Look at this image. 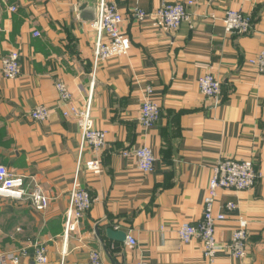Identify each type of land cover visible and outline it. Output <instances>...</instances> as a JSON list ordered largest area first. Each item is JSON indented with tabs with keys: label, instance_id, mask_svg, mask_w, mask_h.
Segmentation results:
<instances>
[{
	"label": "crops",
	"instance_id": "0c3cea01",
	"mask_svg": "<svg viewBox=\"0 0 264 264\" xmlns=\"http://www.w3.org/2000/svg\"><path fill=\"white\" fill-rule=\"evenodd\" d=\"M183 1L107 0L126 15L121 30L130 49L100 63L92 86L95 33L84 17L98 0H0V63L16 50L21 66L13 79L3 77L0 66V164L32 177L49 197L42 211L27 200L0 197V253L28 247L19 264H89L91 251L102 264H205L198 240L182 243L176 230L201 219L213 166L232 158L251 159L258 178L253 188L218 190L214 210L226 219L215 226L222 248L213 264H264V75L247 64L264 45V0H194L190 21L173 33L128 17L136 7L151 11ZM83 5L86 13L79 14ZM227 9L251 15L253 30L226 32ZM204 74L220 82L217 101L199 91L197 79ZM60 80L73 105L90 100L94 126L106 132L103 151L82 150L79 181L93 203L67 239L65 210L80 131L62 116L68 105L58 102ZM147 87L161 112L145 128L139 110ZM37 105L50 108L47 120L29 118ZM139 146L153 151L150 173L120 155ZM95 155L101 170L92 174L83 165ZM230 202L236 206L231 211L225 206ZM239 219L248 240L246 255L237 259L226 245ZM107 228L132 236L136 245L110 239ZM35 243L46 248L45 263L32 259Z\"/></svg>",
	"mask_w": 264,
	"mask_h": 264
},
{
	"label": "built area",
	"instance_id": "2783aa9c",
	"mask_svg": "<svg viewBox=\"0 0 264 264\" xmlns=\"http://www.w3.org/2000/svg\"><path fill=\"white\" fill-rule=\"evenodd\" d=\"M193 4L194 0L165 2L151 11L136 7L128 13V17L139 23L151 21L152 25L161 31L173 33L183 22L190 21V14L187 9ZM15 9V7H11L12 11ZM125 17L126 15H123L113 2L98 0L96 3L95 19L90 22V26L95 33L92 70L90 73L92 86L96 68L100 63L119 56H125L129 52L130 40L121 30V24ZM222 23L226 32L237 35H247L254 27L251 15L233 9L224 11ZM247 64L253 67L257 73L264 75V45L255 56L248 59ZM0 66L3 77L8 79L16 78L21 71L18 51L12 50L3 56ZM197 84L202 95L217 101L221 92L219 80L211 74H204L197 79ZM55 89L58 94V102L68 105V107L62 109V116L66 119L74 120L80 131L79 151L65 210L64 239H67L68 233L73 232L77 228L79 222L85 213L91 209L93 203V198L81 186L79 181V172L82 168V150L88 147L94 153L103 151L106 148V132L94 126L89 99L83 107H77L72 104L71 93L63 81H57ZM151 92V88L147 87L146 96L139 110V122L145 128L157 123L160 117V107L151 97ZM49 111V107L37 105L29 112V118L38 122L45 121L49 117ZM120 155L132 159L136 169L141 173H150L154 168L155 156L148 146L122 149ZM83 167L89 173H99L101 170L99 156L95 155L85 161ZM257 178L258 173L255 171L254 163L251 159L225 158L213 166L211 177L202 199L203 212L201 219L195 223H182L176 230L178 239L182 243L198 240L201 244L205 264H213L217 251L222 248L215 237V226L218 222L225 220L226 215L214 210L218 190L253 188ZM0 197L27 200L38 211L45 210L49 204L48 195L32 177L26 178L24 175L17 174L2 164H0ZM225 206L229 211L236 208L232 202L227 203ZM247 240L246 223L244 220L239 219L238 226L233 231L231 239L226 245L230 255L237 259L243 258L246 255ZM125 241L130 247L136 245V241L132 236L126 235ZM27 248L22 247L19 253H0V264H19L20 256L29 255ZM31 248V256L34 262L45 263L47 261L46 248L44 246L35 243L31 245ZM89 264H102L98 252L91 251ZM134 264H147V261L140 259Z\"/></svg>",
	"mask_w": 264,
	"mask_h": 264
},
{
	"label": "water",
	"instance_id": "95a60500",
	"mask_svg": "<svg viewBox=\"0 0 264 264\" xmlns=\"http://www.w3.org/2000/svg\"><path fill=\"white\" fill-rule=\"evenodd\" d=\"M87 5H83L79 10H77L79 12V14H82L83 12H85V8ZM92 13H89L85 15V19L87 21H93L95 19V7L92 6ZM86 13V12H85ZM106 235L107 237H109L112 240H116V241H125L126 239V234L123 231H118V230H114L113 228H107L106 229Z\"/></svg>",
	"mask_w": 264,
	"mask_h": 264
},
{
	"label": "trees",
	"instance_id": "16d2710c",
	"mask_svg": "<svg viewBox=\"0 0 264 264\" xmlns=\"http://www.w3.org/2000/svg\"><path fill=\"white\" fill-rule=\"evenodd\" d=\"M252 17V16H251ZM252 19H253V26H254V23H255V19L252 17ZM161 112V111H160Z\"/></svg>",
	"mask_w": 264,
	"mask_h": 264
}]
</instances>
